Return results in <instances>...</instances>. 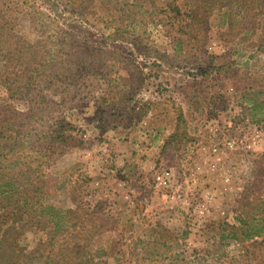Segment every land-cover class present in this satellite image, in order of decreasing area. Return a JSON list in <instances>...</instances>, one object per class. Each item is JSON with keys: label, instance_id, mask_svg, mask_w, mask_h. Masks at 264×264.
<instances>
[{"label": "rangeland", "instance_id": "rangeland-1", "mask_svg": "<svg viewBox=\"0 0 264 264\" xmlns=\"http://www.w3.org/2000/svg\"><path fill=\"white\" fill-rule=\"evenodd\" d=\"M167 1L0 0V178L91 212L55 243L31 205L14 230L0 217V264L84 238L106 264H264L232 226L264 224V0L193 30Z\"/></svg>", "mask_w": 264, "mask_h": 264}, {"label": "trees", "instance_id": "trees-1", "mask_svg": "<svg viewBox=\"0 0 264 264\" xmlns=\"http://www.w3.org/2000/svg\"><path fill=\"white\" fill-rule=\"evenodd\" d=\"M255 2L256 0H181V2H178V0H168L167 2H165L166 6L164 8H160L165 9L169 12H173L174 17L180 19V21L181 18L184 17L185 21H181V30L188 27L190 28V30H193L205 28L210 13L216 8L228 7L231 9H250L254 7ZM36 53L37 51L35 50H23V56L27 55L35 57ZM9 54L16 53L9 52ZM180 127V125H177L175 134L178 133ZM175 134H171V136L167 140V143H171V140L175 137ZM57 137H55L53 140L56 141ZM53 145L54 144L51 145V149L53 148ZM36 178L38 177L35 176V178H32L31 180H34ZM23 189L24 184H17L12 177L5 178L3 176V178H0V202L3 204L2 207L9 209V206L7 204L16 205V211L11 212V217L8 211L0 213V217L3 223L8 217L11 219L7 230H14L17 227L16 223L23 217L25 213H28L29 210H27V208L29 205H31L33 208L36 223L38 225H42V227L44 228L45 235H47L48 237V242L49 240H51L55 243L58 238L67 233H70L76 226L77 221L81 220V226L84 227V215L91 213L87 209L81 210V206L79 204L66 208V210H62L60 208L58 209L52 204L40 203L38 206H36L35 203H30L29 200H26L22 193ZM3 202H6V204ZM239 219L240 226L232 225L236 228L233 233L235 237H237L241 242L249 241V245L251 246L260 245L264 241V238L260 240L257 237L261 236L264 232V224L259 225V223H252L256 221L257 218H242L241 214H239ZM64 224H66L67 226H65ZM97 227L98 226H95L94 228L97 229ZM1 229L2 223H0V255L2 254L3 250L15 246V244H13L6 237V234L4 232H1ZM239 229L242 230V236L236 235V232ZM82 230L84 233L86 232L85 229ZM81 232L80 230H78V237H85L84 234H81ZM56 256H58L57 259L52 256L51 251L45 254V264H62L64 260L69 261L70 264H106L102 258H96L95 255H93L89 251L86 238H84V241L80 245V248H77V242L72 246H59V251H57ZM245 256L246 255H243L242 258H244ZM3 257L4 256H0V259Z\"/></svg>", "mask_w": 264, "mask_h": 264}, {"label": "built area", "instance_id": "built-area-1", "mask_svg": "<svg viewBox=\"0 0 264 264\" xmlns=\"http://www.w3.org/2000/svg\"><path fill=\"white\" fill-rule=\"evenodd\" d=\"M213 150L216 151L217 148L214 146ZM174 178V172L171 168H163L156 170L154 174V180L157 185L161 187H169Z\"/></svg>", "mask_w": 264, "mask_h": 264}]
</instances>
